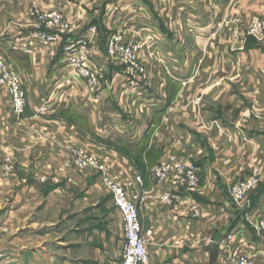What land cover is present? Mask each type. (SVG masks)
I'll list each match as a JSON object with an SVG mask.
<instances>
[{"label": "crops", "instance_id": "1", "mask_svg": "<svg viewBox=\"0 0 264 264\" xmlns=\"http://www.w3.org/2000/svg\"><path fill=\"white\" fill-rule=\"evenodd\" d=\"M132 3L143 13L129 9ZM51 10L62 14L70 31L55 48L20 51L30 34L49 31L42 16ZM255 17L264 20V0H0V51L21 75L29 102L18 118L0 90V206L8 205V217L21 224L15 244L4 245L0 239V250L13 252L19 264L60 263L48 237L54 217L64 225L74 213L81 218L79 226L88 224L79 235L101 240L97 252L109 249L115 239L121 240L116 242L121 248L120 217L98 177L70 168L71 150L85 147L141 177V223L153 230L151 264H208L204 246L240 230L264 253V237L245 216L235 225L238 210L232 209L236 205L228 194L247 176L251 162H264V38L247 33ZM91 26L98 29L93 61L105 78V101L99 107L108 114L117 110L112 94L125 87L119 68L102 64L106 38L124 28L133 39L157 38L146 46L149 80L139 88L150 108L147 113L137 108L129 125L118 123L110 140L96 135L95 116L83 105L82 84L68 85L58 64L65 41ZM65 92L69 97L60 101ZM193 98L200 99L197 107L190 104ZM48 99L50 112L39 115L38 106ZM138 118L144 129L136 143H128L120 132L134 134ZM117 143H128L138 156L114 150ZM166 156L190 160L200 177L199 190L172 208L157 202L165 186L157 188L151 175ZM77 189L83 199L70 200ZM190 204L203 214L192 217ZM249 211L263 218L264 196ZM103 239L110 243L107 248ZM82 264L111 262L98 257Z\"/></svg>", "mask_w": 264, "mask_h": 264}, {"label": "built area", "instance_id": "2", "mask_svg": "<svg viewBox=\"0 0 264 264\" xmlns=\"http://www.w3.org/2000/svg\"><path fill=\"white\" fill-rule=\"evenodd\" d=\"M135 8L133 9V3L129 7L139 14L143 13L139 7ZM42 19L49 31L39 30L30 34L19 48L23 53L55 48L59 44L60 36L70 31L69 22L63 19L58 10L49 11L42 16ZM134 24L143 25L139 22ZM247 33L257 39H263L264 20L258 17L253 18ZM97 36V27L91 26L77 38H68L61 47L62 53L58 64L65 73L64 77L68 85L72 86L74 82L82 84L83 105L95 116L96 135L101 139L110 140L112 134L118 132L116 128L118 123L125 122L129 125L134 118L132 113L137 111V108L141 113H147L150 108V103L143 96L144 90L139 88L143 84H148L149 80L145 62L146 46L149 43L152 44L157 38L133 39L128 28L115 30L106 38L105 60L119 68L121 79L124 81L123 87H125L124 91L112 94L117 110L108 114L99 107L105 101L103 95L105 78L104 70L93 61L98 54ZM232 36L235 40L240 38L236 30L232 32ZM0 90L7 97L9 111L18 118L23 116L29 103L27 90L24 88L21 75L12 67L2 51H0ZM61 96L60 101L69 97L66 92ZM50 99L40 103L37 108L39 115L50 112L47 106ZM191 102L195 107L199 105L198 98H193ZM140 122L141 119L138 118L134 134L120 132L125 136L126 142L138 141L139 133L144 129V124ZM71 153L70 168L81 174L96 175L120 217L123 237L120 259L115 264H151L148 241L153 238V230H145L141 223L139 207L142 200L141 177L121 168L119 163L107 154H97L85 147H75ZM151 175L157 188L165 186L157 196V202L162 207L172 208L179 200L186 199L185 196L188 193L199 190V172L188 159L166 156L151 168ZM41 181L44 182L45 178H41ZM263 182L264 162L253 161L247 176L233 184L228 191L232 202L241 208L245 218L254 225L261 237H264V217L251 215L253 211H249L248 208L250 196ZM189 213L192 217L198 218L203 214V210L196 204H190ZM218 245L219 250L214 264H264V253L249 244L243 230L231 233Z\"/></svg>", "mask_w": 264, "mask_h": 264}, {"label": "rangeland", "instance_id": "3", "mask_svg": "<svg viewBox=\"0 0 264 264\" xmlns=\"http://www.w3.org/2000/svg\"><path fill=\"white\" fill-rule=\"evenodd\" d=\"M101 61H102V64L105 65L106 69H110L109 67L107 68V66H111V64L106 62L105 57L102 58ZM199 102H200V99H199ZM190 104L194 106L193 102H191ZM132 128H133L132 125L129 126V133L132 132ZM112 147L114 150L119 151L123 153L124 155H126L127 157H129V148H124V146H122L119 143L114 144V146ZM132 154H134L133 157L135 158L136 156H138V152L134 153V151H132ZM134 160H137V159H134ZM261 188H262V185L259 186L258 189L254 192L255 195L254 196L252 195L253 196L252 200H250L249 198L248 210H250L251 206L255 205L260 199L263 198L264 189H261ZM83 196H84V193L82 189H77L75 192L72 193L70 200L81 201L83 199ZM107 197H108V200H110L109 196ZM7 199L9 198L7 197ZM0 207H1L0 208V239H2V242L4 245H7V244L13 245L15 244L14 236L19 234L20 230L17 231V229H19V226L21 224L17 222L15 219L8 217V214L10 211L8 209L9 208L8 205L4 206V202H3V205ZM232 209L238 210L236 212L237 215H235V225H237V221H242L244 215L240 214L241 208H239L238 206H235ZM78 210H79L78 212H81L79 214L82 215L84 210H82V208L80 207L78 208ZM71 212H73V210ZM77 216H78L77 213H74V216L70 219L69 223L64 224V225L58 224L57 218L54 217V223H53L54 231L52 232L53 233L52 235H49L50 237L51 236L52 237L51 238L48 237V243L52 244L51 246L52 251L55 253V255H57L55 256L57 258L56 260L60 262L58 264H62L64 262H66V264H82L83 261L85 260L88 262H93V260L98 257L101 258V262L103 263L106 261L111 262V264L117 263L120 259L121 248L117 247L116 242L121 241V240L115 239L113 241V246L111 245L109 249H104V248L99 249L98 248L100 252H97L95 248L99 246V243L101 242V240H99V238L98 239L92 238L91 241L90 240L87 241L89 236L87 239H84V236L79 235L78 230H80L82 226L84 228L88 227V224H84V225L82 224L81 226H79L81 223L80 222L81 218L80 217L78 218ZM91 224L92 223H89V225ZM103 241H105V239H103ZM105 243H106L105 248H107V246L110 243H108L107 240L105 241ZM17 259H18L17 256H15L13 252L7 253L5 252V249H3L2 251L0 250V264H19V261ZM61 259H64V260H61ZM54 264H57V263H54Z\"/></svg>", "mask_w": 264, "mask_h": 264}, {"label": "water", "instance_id": "4", "mask_svg": "<svg viewBox=\"0 0 264 264\" xmlns=\"http://www.w3.org/2000/svg\"><path fill=\"white\" fill-rule=\"evenodd\" d=\"M204 250L209 253L208 264H214L216 257H217L218 250H219L218 243L213 242V243L207 244L204 246Z\"/></svg>", "mask_w": 264, "mask_h": 264}, {"label": "trees", "instance_id": "5", "mask_svg": "<svg viewBox=\"0 0 264 264\" xmlns=\"http://www.w3.org/2000/svg\"><path fill=\"white\" fill-rule=\"evenodd\" d=\"M63 114V113H62ZM122 146H124V148H129V145H128V143H120ZM131 153H132V151H131V149L129 148V156L131 155ZM252 195H254V193L252 194ZM251 195V199L250 200H252V196Z\"/></svg>", "mask_w": 264, "mask_h": 264}]
</instances>
